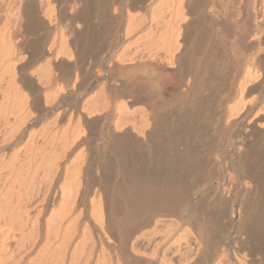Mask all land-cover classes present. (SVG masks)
<instances>
[{"label": "bare ground", "instance_id": "6f19581e", "mask_svg": "<svg viewBox=\"0 0 264 264\" xmlns=\"http://www.w3.org/2000/svg\"><path fill=\"white\" fill-rule=\"evenodd\" d=\"M145 2L0 0V264H264V0ZM208 124L238 133L216 207Z\"/></svg>", "mask_w": 264, "mask_h": 264}, {"label": "rangeland", "instance_id": "374dc122", "mask_svg": "<svg viewBox=\"0 0 264 264\" xmlns=\"http://www.w3.org/2000/svg\"><path fill=\"white\" fill-rule=\"evenodd\" d=\"M152 1L153 0H146L145 5L147 6L148 3L150 5ZM66 2H67V4H69V3L72 2V0H67V1L66 0H63V1L62 0H56V3H55L56 4V9H58L57 12L60 11L61 12V18L63 17L61 19L62 20L61 23H63V24L66 22V20H65L66 19V17H65L66 15H62L63 13H65L64 12V5L66 4ZM145 5H144V7H140L141 9L140 8L139 9H136L137 10V14L134 11V13H135L136 16L141 15V16L144 17L146 15L147 8H146ZM4 13H5V10L4 9L3 10H0V14H1L0 15V24H2V25H3V22H4L3 20H5ZM5 17H6V13H5ZM145 18H146V16H145ZM32 33L33 34H31L30 37H37L38 36V33H36L35 31L32 32ZM116 48H118V47H114L113 49H116ZM108 51L109 50L104 51V54H106ZM227 53H230V51H228ZM231 55L232 54H228V57H230L229 58L230 61L236 60V58L234 59L233 56H231ZM88 60L89 59L87 58L85 61H88ZM232 62H234V61H232ZM84 66H85V64H84ZM226 68L227 69L230 68V65L229 66L228 65L225 66V71H226L225 74L228 72L229 74L227 73L226 76L229 77L231 75V73H233V69H232L233 67L230 68L231 70L230 69L226 70ZM125 70H129V69H125ZM151 73L153 75L152 78L154 80H156V81L157 80H160V76L161 75H160V73L158 71H157V73H156V71L155 72L153 71ZM88 75L89 74H87V76H86V77H88L87 79H89V77L91 76V75H89V76ZM91 78H92V76H91ZM91 78H90V80H87V81H91ZM256 94H259V93H256ZM209 125L210 124H208L206 127L204 126L203 129H200L201 132H202V133L201 132L200 133L204 136V137L202 136L203 138L201 137V134L198 135L199 134L198 131L191 133V136L192 137H193L192 134H195L194 136H196V137L191 138V141H192V139H194V142L196 143V145H194V146L197 147V149L195 151L198 152V153L195 152L196 153L195 157L197 158V161L198 162L195 163V166H193V168L195 169L197 167L196 170H198V169L199 170H198V172L192 170L191 173H190L192 176H189L190 178H188V179L189 180L191 179L190 180V181H192L191 184H193L192 185L193 187H191V189L193 191L190 194V198L192 200L191 203H198V202H201L203 200V201H205V203H207L208 205H210V207H213V206L216 207V205L218 203L217 201H219V203L221 202V203L227 204L228 199L231 198L233 195H237V192L238 191H236V188H234L233 186H229L227 180H223L222 179L223 176H222L221 173L223 171V167H226V164H228V163H227V160L225 158H222V160L220 159V157L218 156L220 154L219 151L216 152V150L219 149V148H215V147L218 144L222 143V142L225 143L227 141V138H229V141L230 142H231V140L233 141V139L238 136V133H237V129L236 128H223L222 126L218 127L215 124H212L210 126ZM202 130H204L205 132L202 131ZM93 138H94L93 140H95L98 137L93 133ZM197 138H198L199 141L197 140ZM194 146H193V148H194ZM211 148H213V149H211ZM210 149L213 150V151H211ZM203 152H204V154H203ZM211 155H212V158L214 157L217 160L215 159L216 160L215 161L213 159H211V160L209 159V161H206L207 160V157H211ZM205 158H206V160H205ZM260 163L261 164L263 163V165H264V159L263 160H260ZM259 165L260 164L258 163L257 166L259 167ZM193 171L195 172L194 174H193ZM259 175H258L259 176L258 177V179H259L258 180L259 186H258L257 190H255L256 191V195H254V197L256 196L254 198L255 203H259V202L261 203L260 200L264 201V173L261 172ZM195 182H197V183H195ZM219 187H221V189ZM225 187H227V188L224 189L225 190L224 191L222 188H225ZM219 189L222 190V192ZM258 197H260V198H258ZM259 204H255L256 205L255 210L257 209L256 211L254 210L255 212L258 211L259 208H257V206ZM235 207L237 208V205H235Z\"/></svg>", "mask_w": 264, "mask_h": 264}]
</instances>
